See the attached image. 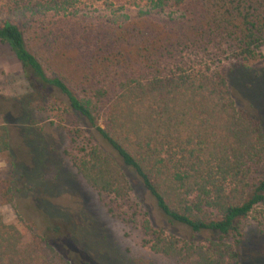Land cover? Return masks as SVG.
I'll list each match as a JSON object with an SVG mask.
<instances>
[{"label":"trees","instance_id":"trees-1","mask_svg":"<svg viewBox=\"0 0 264 264\" xmlns=\"http://www.w3.org/2000/svg\"><path fill=\"white\" fill-rule=\"evenodd\" d=\"M8 1L0 42L35 89L34 98L46 102L54 89L91 132L92 141L74 161L85 183L124 198L131 190L128 170L168 223L214 236L197 242L165 235L144 218L153 253L173 264H239V222L264 203V175L248 177L249 163L264 150L263 124L235 106L224 76L183 68L186 60L175 61L174 54L204 65L205 48L225 44L230 58H256L264 44V0H145L134 13L104 16L78 13L79 0ZM167 6L179 15L161 14ZM57 61L68 69L55 70ZM167 61L173 66L168 71ZM8 151L9 129L0 123V158ZM9 158L8 185L0 189L7 203L13 178L27 179L15 192H33L36 184ZM25 227L0 217V264H69L31 228L24 244Z\"/></svg>","mask_w":264,"mask_h":264},{"label":"rangeland","instance_id":"rangeland-1","mask_svg":"<svg viewBox=\"0 0 264 264\" xmlns=\"http://www.w3.org/2000/svg\"><path fill=\"white\" fill-rule=\"evenodd\" d=\"M135 3L138 5L134 6ZM144 4L145 0H79L76 9L86 16H104L125 10L134 13ZM9 5L8 0H0V14L9 11ZM165 9L161 13L164 16L171 12L170 17H177L180 12L175 6ZM16 10L14 21L20 24L23 18L18 8ZM24 34L28 41L27 33ZM29 35L31 37V33ZM30 44L34 50L35 43L31 41ZM204 52V65L197 59L193 62L186 59V54L180 52L174 54V60H186L183 68L193 65L205 74L217 72L224 76L235 106L255 113L264 130V44L253 59L228 57L230 51L225 44L217 49L208 46ZM40 61L49 74L47 63L43 58ZM56 63L55 70L59 66V69H68ZM171 65L172 62L167 61V71L173 67ZM31 91L35 93L13 53L0 42V123L9 129V151L0 158V189L8 185L9 155L13 156L12 163L18 162L19 170L34 176L36 183L33 192L27 188L15 192L27 179L23 174L13 178V197L11 203L0 198V217L4 223L20 221L28 227H25L24 244L29 240L31 228V232L44 237L69 264H173L170 258L148 248L150 236L143 231L144 218L150 228L159 229L165 235L197 242L206 237L214 238L208 233L192 234L184 226L168 223L128 170L124 171L131 182V190L124 198L99 193L89 187L74 166L86 142L92 141L89 128L83 119L72 114L64 98L54 89L48 91L46 102L37 101ZM249 166L250 180L264 175V150ZM35 199L39 200L40 208L34 204ZM41 202H45L46 207ZM237 238L239 264H264V203L254 205L240 220Z\"/></svg>","mask_w":264,"mask_h":264}]
</instances>
